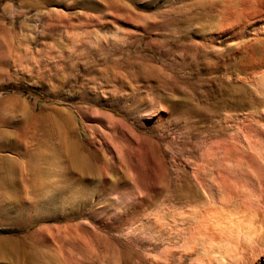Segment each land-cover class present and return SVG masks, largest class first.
Wrapping results in <instances>:
<instances>
[{
  "label": "rangeland",
  "instance_id": "obj_1",
  "mask_svg": "<svg viewBox=\"0 0 264 264\" xmlns=\"http://www.w3.org/2000/svg\"><path fill=\"white\" fill-rule=\"evenodd\" d=\"M0 144V264H208L264 215V0H0Z\"/></svg>",
  "mask_w": 264,
  "mask_h": 264
},
{
  "label": "bare ground",
  "instance_id": "obj_2",
  "mask_svg": "<svg viewBox=\"0 0 264 264\" xmlns=\"http://www.w3.org/2000/svg\"><path fill=\"white\" fill-rule=\"evenodd\" d=\"M261 214L247 220L249 228L234 222L235 219L228 221L219 231L223 247L221 251L214 252L215 257L209 258L208 264H215L216 260L217 264H264V215L263 212Z\"/></svg>",
  "mask_w": 264,
  "mask_h": 264
},
{
  "label": "trees",
  "instance_id": "obj_3",
  "mask_svg": "<svg viewBox=\"0 0 264 264\" xmlns=\"http://www.w3.org/2000/svg\"><path fill=\"white\" fill-rule=\"evenodd\" d=\"M31 92H32L33 94H36V95H37V93H36L35 91H32V90H31Z\"/></svg>",
  "mask_w": 264,
  "mask_h": 264
}]
</instances>
